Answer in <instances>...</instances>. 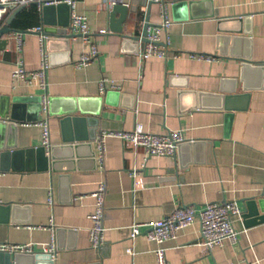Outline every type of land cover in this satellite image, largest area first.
Listing matches in <instances>:
<instances>
[{
	"label": "crops",
	"instance_id": "crops-1",
	"mask_svg": "<svg viewBox=\"0 0 264 264\" xmlns=\"http://www.w3.org/2000/svg\"><path fill=\"white\" fill-rule=\"evenodd\" d=\"M167 4L168 54L142 61L137 57L141 46L131 37H141L147 23L153 33L163 20L159 6L149 0H77L74 10L87 18L91 30L89 44L71 31V9L70 16L56 7L44 14L31 3L5 15L0 30L11 32L0 39L8 40L0 44V117L7 106L15 125L0 126V245L29 244L42 253L54 239L55 264H157V245L143 235L133 241L131 225L161 221L181 206L199 212L208 204L236 201L242 210L235 219L237 243L205 249L197 221L165 242L168 261L264 264V0ZM114 7L120 10L114 13ZM37 28L48 29L47 89L13 78L16 34H23L26 70L40 69ZM92 44L98 56L77 66ZM45 96L54 101L48 113L42 111ZM74 108L72 117L85 122L63 129L59 113ZM45 119L51 147L65 146L64 135L76 131L88 138L81 144L91 145L71 160L61 158L56 172L38 150L43 136L37 124ZM137 124L157 135L180 131L190 144L180 152L177 148L174 157L157 158L109 137L101 163L96 147L101 134L132 131ZM65 151L58 150L59 156L66 157ZM99 183L107 187L105 245L93 249L90 217Z\"/></svg>",
	"mask_w": 264,
	"mask_h": 264
},
{
	"label": "built area",
	"instance_id": "built-area-1",
	"mask_svg": "<svg viewBox=\"0 0 264 264\" xmlns=\"http://www.w3.org/2000/svg\"><path fill=\"white\" fill-rule=\"evenodd\" d=\"M159 6L162 15V23L155 28L153 33H149L146 43L139 44L141 49L137 53L138 59L147 60L151 57H166L168 52L164 48L169 42V28L172 25L170 19L167 0H149ZM31 3H35L39 10L45 7H53L58 5H67L71 9V31L79 37H81L85 43L91 42V30H89V23L86 17L79 15L75 12L77 0H0V23L5 19V15L12 8H19L20 6H26ZM43 29L37 28L35 32L40 33V49H41V65L40 69L36 72H28L24 67L23 58L20 52L23 48V34L19 33L12 37L16 44V50L18 52V61L15 65L17 67L13 73V78L16 80H22L27 84L38 82L42 88L47 89V71L50 67L49 56L46 49L47 36L42 34ZM105 33V31H103ZM92 52L90 55L84 56L77 66L82 67L88 65L94 60L99 52L95 44H92ZM198 59L211 61L212 58L208 56L199 55ZM107 91L106 82L101 83V93ZM42 111L48 113L50 101L48 97L42 98ZM8 122L7 119L0 117V122ZM37 126L42 128V146L49 151L52 146L50 122L48 119L40 120ZM102 137L97 140V152L98 158L102 163L105 155V141L109 137H115L122 140L125 144H129L134 150L141 149L149 157H174L177 153L179 144L186 141L183 133L168 132L167 134L157 135L145 131L141 124H137L132 131L127 132H113L101 134ZM133 176L137 178L139 171L133 170ZM107 187L104 183L98 184V189L95 191V205L96 209L94 214L90 217L94 223L93 228L90 231V240L93 249H101L105 245L104 232L105 224L104 212H105V197ZM49 204H52V200H49ZM242 216V210L236 201L233 202H216L208 204L204 209L199 212L195 207L181 206L174 212L166 216L161 221H156L147 224L134 223L130 226V238L134 241L139 236H145L150 241L157 245L154 250L157 256V264H171L168 261L166 255V248H164L165 242L170 240H176L178 234L182 230L194 225L197 221H200V244L207 250H212L217 246H222L226 241L231 243H237L239 241V232L235 228V219ZM144 229V230H143ZM35 252L33 245H0V253L4 254H30ZM44 253L51 255L54 258L56 253V241L52 239V242L48 247L44 248ZM128 254H132V248L128 249Z\"/></svg>",
	"mask_w": 264,
	"mask_h": 264
},
{
	"label": "water",
	"instance_id": "water-1",
	"mask_svg": "<svg viewBox=\"0 0 264 264\" xmlns=\"http://www.w3.org/2000/svg\"><path fill=\"white\" fill-rule=\"evenodd\" d=\"M200 1H205V0H185V4H184L183 7H191V6H193L194 3L200 2ZM152 5H154V3L150 2V6H152ZM54 7H56L58 10H61V9L65 8L66 11L68 10V14L70 16V8L67 5H64V4L58 5V6H53V7H45L43 9V11H44L43 13L45 14V11H47V9H52V8L54 9ZM119 10H120L119 8H116V7L113 8V12L114 13H115V11L117 12ZM150 27H152V26L149 25V23H147L146 27H145L146 30L144 31L143 35L141 37H135V38L131 37V39H134L136 42L140 41L141 43L142 42L146 43L148 41L147 37H148V34H149V29L148 28H150ZM47 30L48 29H43L42 34L43 35H48ZM9 32H11L10 29H2V30H0V39L2 38L3 35L8 34ZM61 35L65 36V34L62 33V32H59L57 34V36H61ZM54 36H55V34H54ZM0 44L1 45L3 44V45L6 46L8 44V40H2V42ZM100 100L103 103L104 100L102 98H100ZM36 101L40 102L41 98H36ZM50 101H51V105H50V109H51L52 103L54 101L52 99H50ZM40 108H41V105H40ZM76 111H77V109L74 108V110L70 111L68 114L65 113L64 110L59 113V116L63 117L61 119L63 129H65L66 126L68 127L69 125H71V122H72V124H75V127H77L79 122H82V123L85 122V120H86L85 118L72 117V115H73L72 113H74ZM7 114H11V118L8 119V122L7 121L6 122L5 121L4 122H0V126H4L5 127V126H14L15 125V122L13 120L14 119L13 111L11 112V110L8 109L7 106H6L4 115L1 116V118L4 119L5 115H7ZM51 114H53L52 111H51ZM96 116L100 117V112L96 113ZM95 123H97V120H95ZM76 133H77V131L75 132V136H71V135L70 136H66V135H64L65 136L64 137V145L65 146L51 147L49 149V151H46V149L43 146H40V148L38 149L39 151H43L44 154L48 155L46 160H48V162H49L48 164H50L49 166H51L52 171H55V172L57 171L56 165L58 164L59 160H61V158H63L66 161H68V159L71 160V159H73L75 157L74 155L79 154V150L81 149V147H83V146H88V148L91 147L90 144L89 145L81 144V142L88 141V138H86V137L82 138L79 135H77ZM189 144H190L189 141H185V142L179 144V146H178L179 152L181 151L182 147L188 146ZM60 149H63V151L66 150L64 152V153L67 154L66 157L59 156L58 150H60ZM50 161H51V163H50ZM24 257L30 258L31 260H36V262L38 264H44V262H46V264H55V261H53V259L51 258V255H49L47 253H44V252H42V253L33 252V253H30V254H26V255L0 253V263L5 262L7 264H20L21 258H24Z\"/></svg>",
	"mask_w": 264,
	"mask_h": 264
}]
</instances>
